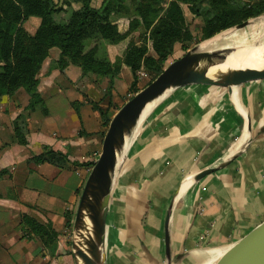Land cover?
Instances as JSON below:
<instances>
[{
	"label": "crops",
	"instance_id": "crops-1",
	"mask_svg": "<svg viewBox=\"0 0 264 264\" xmlns=\"http://www.w3.org/2000/svg\"><path fill=\"white\" fill-rule=\"evenodd\" d=\"M117 23L129 34L106 41L112 62L140 42L138 16ZM59 57L60 46L52 47L38 72L42 105L30 106L35 99L23 88L0 96V264H76L67 223L94 165L80 163H95L101 152L97 105L112 112L131 95L125 63L110 84L74 64L52 67ZM46 146L63 156L40 161ZM263 218L264 79L174 87L142 119L119 164L105 264H213Z\"/></svg>",
	"mask_w": 264,
	"mask_h": 264
},
{
	"label": "trees",
	"instance_id": "trees-1",
	"mask_svg": "<svg viewBox=\"0 0 264 264\" xmlns=\"http://www.w3.org/2000/svg\"><path fill=\"white\" fill-rule=\"evenodd\" d=\"M73 1L81 3L82 7L79 16L69 23L61 15L65 11L64 6L56 0H0V96L23 88L35 99L30 106L42 105L38 72L50 49L58 45L60 57L52 63V67L63 70L74 64L81 67L84 75L94 73L108 77L113 84L122 63H125L133 74L131 94L136 93L140 90L136 86L140 68L153 70L155 78L166 66L176 43L187 49L194 39L189 27L181 24V2L194 16L203 18L201 40L264 13V0H102L99 6H94L92 0ZM135 15L140 18L137 25L141 26L140 42L132 41L122 57L112 62L105 43L127 37L129 33L119 29L117 20ZM30 16L42 19L34 34L23 26ZM89 40L94 42L87 48ZM149 40H152L157 53L154 60L147 57ZM97 108L105 127L101 132L103 136L112 113L109 107L104 109L97 105ZM61 156V152L46 146L39 160L57 162L54 159ZM80 164L93 165L94 161ZM67 224L71 225L70 218Z\"/></svg>",
	"mask_w": 264,
	"mask_h": 264
},
{
	"label": "water",
	"instance_id": "water-1",
	"mask_svg": "<svg viewBox=\"0 0 264 264\" xmlns=\"http://www.w3.org/2000/svg\"><path fill=\"white\" fill-rule=\"evenodd\" d=\"M250 19L227 30L244 27ZM229 50L227 46L206 50H200V44L193 46L169 62L152 81L128 98L113 114L102 140L101 152L91 168L76 210L75 231L83 225L86 214L90 218L93 233L89 236V253L78 249L73 241L76 264H105V227L114 173L118 166V152L124 147L126 137L149 102L174 87L190 84L232 87L264 79V69L257 68L234 70L217 78L209 76L206 67L218 62ZM216 170V167L206 168L196 178ZM213 264H264V218L222 251Z\"/></svg>",
	"mask_w": 264,
	"mask_h": 264
},
{
	"label": "bare ground",
	"instance_id": "bare-ground-1",
	"mask_svg": "<svg viewBox=\"0 0 264 264\" xmlns=\"http://www.w3.org/2000/svg\"><path fill=\"white\" fill-rule=\"evenodd\" d=\"M237 31L238 30L232 32L230 38L222 37L221 35L217 34L212 38L204 40L202 43H200V50L211 49L218 45L227 46L230 49L222 56V58L218 62H216L215 64L208 65L206 67L207 74L209 76L213 78H217L223 73L231 72L239 69H248V68L264 69V39L263 38L261 39L262 36H258V34H255V36L253 37L247 35L237 36L238 35ZM166 92L167 91H165L159 97H157L156 99H154L153 101L149 102L146 105L137 123L130 131L129 136L126 137V143L124 147L118 152V166L116 167L114 173L115 177L117 175L119 164L122 158L124 157L128 144L130 143L132 136L135 134L136 130L140 126L142 119H144V117L149 113V111L154 106V104L164 94H166ZM187 187L188 184H186L183 187L181 193H183ZM90 235H93L92 224L90 218L85 214L83 225H81V227L79 226L75 231L76 247L78 249L80 248L88 252V248H89L88 242L90 241L89 239Z\"/></svg>",
	"mask_w": 264,
	"mask_h": 264
},
{
	"label": "rangeland",
	"instance_id": "rangeland-1",
	"mask_svg": "<svg viewBox=\"0 0 264 264\" xmlns=\"http://www.w3.org/2000/svg\"><path fill=\"white\" fill-rule=\"evenodd\" d=\"M56 1L58 2L59 5L64 6L65 11L62 12L61 15L64 17L66 16V19L68 20L69 23L74 21V19L79 16L80 8L73 5V2H74L73 0H56ZM98 1H100V0H95V2H98ZM181 5H182V13H183L180 16L181 24L183 26L189 27L192 34L194 35V39L189 43L190 46L187 49L182 48L180 43H176V45L174 47V51L171 54V56L168 58V60L166 61L165 65H167L172 60L183 55L188 49L192 48L193 46H195L197 44L202 43L205 40V39L201 40L202 26L204 24L203 18L201 16H194L189 11L188 6L185 3L181 2ZM37 20H39V17L30 16L27 20H25L23 22L24 28L31 33H33L34 31L36 33L38 28L40 27V25L42 23V19H40V23L38 24V27H37ZM36 27H37V29H36ZM232 32H234V31L233 30H224L218 34L221 35L222 37H229L230 38V35L232 34ZM237 32H238L237 36L247 35V36L253 37V36H255V34H258V36H262L261 39L262 38L264 39V22L262 23L260 19H256L253 23L248 24L247 26L238 29ZM135 36H136V38L138 36L137 39L139 40L141 35L139 33H136ZM107 42H109V41H107ZM147 43L149 45V56H150V54L155 53L156 51L153 50V48L151 47L152 46V40L147 41ZM218 46H220V45H218ZM154 76H155V72L153 70H149V69L144 68V67L140 68L138 71L136 86L140 89L143 88L144 86H146L148 84L149 81H151L154 78ZM133 94H134V92L131 95H133ZM131 95L128 98H130ZM111 110H112L111 113L113 116V114L117 111V108L112 107ZM103 137H104V135L103 136L101 135V147H102ZM75 215H76V212H75L74 216L71 218V220H73V221H72L71 226H69V229H68V234H69L68 238H69V241L71 243V248H72L71 253L73 254V256H74L73 241L75 240Z\"/></svg>",
	"mask_w": 264,
	"mask_h": 264
}]
</instances>
